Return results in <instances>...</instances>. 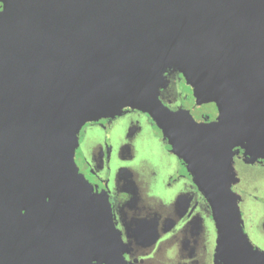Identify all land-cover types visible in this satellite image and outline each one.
I'll return each mask as SVG.
<instances>
[{
	"label": "water",
	"instance_id": "water-1",
	"mask_svg": "<svg viewBox=\"0 0 264 264\" xmlns=\"http://www.w3.org/2000/svg\"><path fill=\"white\" fill-rule=\"evenodd\" d=\"M168 70L216 118L159 98ZM146 114L211 209L213 264H264L231 190L264 152V0H0V264H125L74 161L88 123Z\"/></svg>",
	"mask_w": 264,
	"mask_h": 264
},
{
	"label": "flooded vegetation",
	"instance_id": "flooded-vegetation-1",
	"mask_svg": "<svg viewBox=\"0 0 264 264\" xmlns=\"http://www.w3.org/2000/svg\"><path fill=\"white\" fill-rule=\"evenodd\" d=\"M164 77L159 91L164 106L188 110L198 123L216 118L215 105L197 104L180 73L168 70ZM83 128L74 161L93 191L108 200L124 263L213 264L216 230L211 209L150 118L126 110ZM142 137L158 141V163L140 157L137 141ZM232 168L236 181L231 190L239 196L243 229L257 207L254 230L264 241V152L251 155L234 148ZM163 176L172 192L169 198L153 189Z\"/></svg>",
	"mask_w": 264,
	"mask_h": 264
},
{
	"label": "rangeland",
	"instance_id": "rangeland-1",
	"mask_svg": "<svg viewBox=\"0 0 264 264\" xmlns=\"http://www.w3.org/2000/svg\"><path fill=\"white\" fill-rule=\"evenodd\" d=\"M84 131L85 129L83 128L82 131L80 132V137L83 136ZM137 143H138L137 147L140 153V157L149 158L152 161L158 163L161 148L157 140L150 139L147 137H142L140 140L137 141ZM164 178L165 176L162 177V180H158L153 189L155 193H157L156 195L158 196L160 195L164 198H169L172 192L170 189H167L165 187ZM259 213H260V209H258L257 207L253 208L252 217L254 218L248 219L249 224L248 225L245 224L244 230L251 243L264 251V241L261 238V236L254 230L256 224H259V218H258Z\"/></svg>",
	"mask_w": 264,
	"mask_h": 264
}]
</instances>
